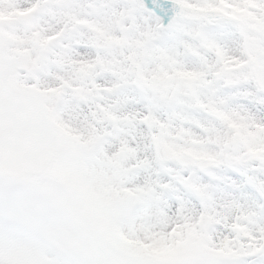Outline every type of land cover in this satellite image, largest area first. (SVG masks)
Here are the masks:
<instances>
[{
  "label": "snow or ice",
  "instance_id": "snow-or-ice-1",
  "mask_svg": "<svg viewBox=\"0 0 264 264\" xmlns=\"http://www.w3.org/2000/svg\"><path fill=\"white\" fill-rule=\"evenodd\" d=\"M0 264H264V0H0Z\"/></svg>",
  "mask_w": 264,
  "mask_h": 264
}]
</instances>
